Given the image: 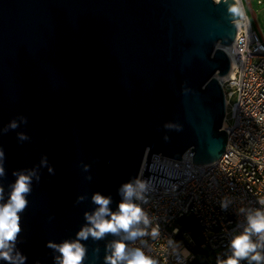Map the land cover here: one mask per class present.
Wrapping results in <instances>:
<instances>
[{
    "label": "water",
    "instance_id": "95a60500",
    "mask_svg": "<svg viewBox=\"0 0 264 264\" xmlns=\"http://www.w3.org/2000/svg\"><path fill=\"white\" fill-rule=\"evenodd\" d=\"M233 2L0 0V205L30 177L11 260L0 264H59L48 245L77 241L82 264H109L113 246L131 238L121 230L78 240L95 194L117 212L119 189L143 161L146 183L179 178L152 154L179 159L190 149L197 163L222 154L216 75L229 71L221 45L235 35Z\"/></svg>",
    "mask_w": 264,
    "mask_h": 264
},
{
    "label": "built area",
    "instance_id": "2783aa9c",
    "mask_svg": "<svg viewBox=\"0 0 264 264\" xmlns=\"http://www.w3.org/2000/svg\"><path fill=\"white\" fill-rule=\"evenodd\" d=\"M261 2L247 0L251 9L252 4ZM240 6L245 15L234 20L232 55L225 51L232 74L220 81L224 96L222 127L227 133L225 149L207 163L192 161L190 149L179 159L152 154L150 161L181 170L179 178L169 186L146 183L143 161L136 180L147 187L144 199L136 200L149 224L133 226L145 235L125 243L127 253L139 249L156 264H192L198 252L207 250L208 264L214 258L226 261L233 256L232 240L248 227V216L264 212V39L252 26L243 0ZM233 94L236 100L230 103ZM183 217L193 218L195 227L180 224ZM251 240L264 245L257 234H251ZM257 252L264 257V246ZM251 255L240 259L239 264ZM258 263L264 264V259Z\"/></svg>",
    "mask_w": 264,
    "mask_h": 264
},
{
    "label": "clouds",
    "instance_id": "9594fccd",
    "mask_svg": "<svg viewBox=\"0 0 264 264\" xmlns=\"http://www.w3.org/2000/svg\"><path fill=\"white\" fill-rule=\"evenodd\" d=\"M228 11L231 15L243 18L245 13L240 6V0H234L229 5ZM11 127L15 128L13 123ZM21 139H26L21 135ZM3 152L0 151V159L3 158ZM87 168V166H85ZM51 171V169H50ZM4 169L0 166V175H3ZM30 177L20 175L13 187L10 199L7 204L0 205V258L11 260L9 252L6 250L10 247L11 242H14L17 233L20 231L19 216L27 204L25 194L29 192ZM146 183L137 179L134 182H128L119 189L123 199L118 206L117 212H111L109 204L110 198L97 193L93 196V201L99 207L92 215L86 214V219L91 227L82 229L78 234L79 239H87L89 235L93 238H101L106 233H118L121 230L129 233L130 238L145 235V232L140 229H134V225L143 222L144 225L149 224V218L143 209L133 202V198L137 200L144 199L143 193L146 190ZM2 191V190H0ZM264 203V200L261 201ZM105 217H110L106 219ZM248 227L244 233L236 236L232 242L233 256L228 258L223 264H239V260L248 258L250 254L251 260L261 261L264 259L257 252L260 245L253 243L251 234H257L261 241H264V212L256 211L248 216ZM157 235V230H152V236ZM49 247L56 248L61 253L59 264H82L85 257V248L77 242H64L61 245L49 244ZM113 254L107 257L109 264H118L119 261H126V264H156L150 257L146 256L143 251L136 249L132 253L126 252L124 243H116Z\"/></svg>",
    "mask_w": 264,
    "mask_h": 264
},
{
    "label": "rangeland",
    "instance_id": "374dc122",
    "mask_svg": "<svg viewBox=\"0 0 264 264\" xmlns=\"http://www.w3.org/2000/svg\"><path fill=\"white\" fill-rule=\"evenodd\" d=\"M255 0H252V2ZM245 9L251 19L252 26L257 30L261 39H264V0L259 4H252V9L249 7L247 0H243ZM236 100V95L233 94L229 98V102L233 103ZM228 122L231 123L232 120L229 118ZM198 237L197 234H195Z\"/></svg>",
    "mask_w": 264,
    "mask_h": 264
},
{
    "label": "trees",
    "instance_id": "16d2710c",
    "mask_svg": "<svg viewBox=\"0 0 264 264\" xmlns=\"http://www.w3.org/2000/svg\"><path fill=\"white\" fill-rule=\"evenodd\" d=\"M180 224H183L186 228H194L195 227V220L193 218L183 217L179 220ZM210 252L204 250L202 252H198L192 262V264H208L206 258L209 256ZM224 260L220 258H214L210 264H223ZM243 264H259L258 262L247 259Z\"/></svg>",
    "mask_w": 264,
    "mask_h": 264
},
{
    "label": "bare ground",
    "instance_id": "6f19581e",
    "mask_svg": "<svg viewBox=\"0 0 264 264\" xmlns=\"http://www.w3.org/2000/svg\"><path fill=\"white\" fill-rule=\"evenodd\" d=\"M221 46L228 54L232 55L233 42ZM231 74H232V70H229L226 74L216 75V77L218 78L219 81H222L223 79L228 78Z\"/></svg>",
    "mask_w": 264,
    "mask_h": 264
}]
</instances>
